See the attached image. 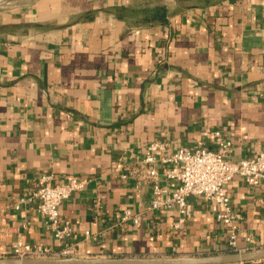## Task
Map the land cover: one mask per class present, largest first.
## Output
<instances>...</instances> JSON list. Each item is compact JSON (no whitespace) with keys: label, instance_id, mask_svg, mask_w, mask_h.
I'll list each match as a JSON object with an SVG mask.
<instances>
[{"label":"crops","instance_id":"obj_1","mask_svg":"<svg viewBox=\"0 0 264 264\" xmlns=\"http://www.w3.org/2000/svg\"><path fill=\"white\" fill-rule=\"evenodd\" d=\"M144 8L153 18L137 16ZM216 130L233 141V161L264 150V0L1 7L0 257L20 240L53 250L67 241L83 257L229 251L226 228L206 200L190 196L193 214L179 223L177 209L150 208L152 185L139 179L152 141L171 149L202 141L217 150ZM44 173L57 182L88 179L60 206L73 228L67 240L38 210ZM228 187L242 214L240 246L264 248V183L236 176ZM126 209L138 223L123 220Z\"/></svg>","mask_w":264,"mask_h":264},{"label":"built area","instance_id":"obj_2","mask_svg":"<svg viewBox=\"0 0 264 264\" xmlns=\"http://www.w3.org/2000/svg\"><path fill=\"white\" fill-rule=\"evenodd\" d=\"M214 134L217 150L207 148L202 141L177 149H171L165 141H152L139 161V179L147 180L152 185L150 208L177 209L180 214L179 223H184L193 214L189 197L203 198L209 203L216 220L226 228L229 251L249 250L239 244L242 214L233 206L228 186L236 176H242L253 187L263 184L264 150L233 161L228 158L233 141L224 137L220 130H216ZM87 183L86 177L77 176L57 182L53 173H44L39 178V188L35 193L38 210L60 240H67L73 235L69 222L62 221L60 206L76 192L83 190ZM171 183L174 187H170ZM123 220L139 222V218L130 209L124 211ZM247 240L253 241L251 236ZM12 251V256L17 257L79 256L78 248L67 241L60 249L53 250L42 244H30L20 240L14 244Z\"/></svg>","mask_w":264,"mask_h":264},{"label":"water","instance_id":"obj_3","mask_svg":"<svg viewBox=\"0 0 264 264\" xmlns=\"http://www.w3.org/2000/svg\"><path fill=\"white\" fill-rule=\"evenodd\" d=\"M5 4L0 3V8ZM264 259V248L191 256H5L0 264H233Z\"/></svg>","mask_w":264,"mask_h":264},{"label":"trees","instance_id":"obj_4","mask_svg":"<svg viewBox=\"0 0 264 264\" xmlns=\"http://www.w3.org/2000/svg\"><path fill=\"white\" fill-rule=\"evenodd\" d=\"M183 0H179V2H182ZM122 10H124L123 8H122ZM166 10L167 9H162V10H157V12H156V14L154 15V17L155 18H162L163 17V15L165 14V12H166ZM139 14H137V16L138 17H140L141 16V14L142 15H145L144 17H146V18H149V17H151V18H153V9H152V11H151V9H149V8H144V9H141V12H138ZM134 14V13H133Z\"/></svg>","mask_w":264,"mask_h":264},{"label":"rangeland","instance_id":"obj_5","mask_svg":"<svg viewBox=\"0 0 264 264\" xmlns=\"http://www.w3.org/2000/svg\"><path fill=\"white\" fill-rule=\"evenodd\" d=\"M3 1V2H2ZM0 0V2L2 3V4H5V6H7L8 4L9 5H13V4H15V3H18V2H21V1H28V0Z\"/></svg>","mask_w":264,"mask_h":264},{"label":"bare ground","instance_id":"obj_6","mask_svg":"<svg viewBox=\"0 0 264 264\" xmlns=\"http://www.w3.org/2000/svg\"><path fill=\"white\" fill-rule=\"evenodd\" d=\"M2 1V0H1ZM3 2V1H2ZM1 3V2H0Z\"/></svg>","mask_w":264,"mask_h":264}]
</instances>
